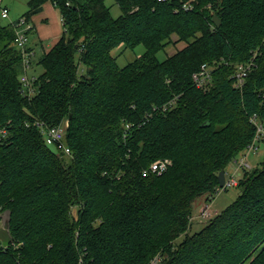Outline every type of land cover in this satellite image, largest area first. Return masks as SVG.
<instances>
[{
    "label": "trees",
    "instance_id": "1",
    "mask_svg": "<svg viewBox=\"0 0 264 264\" xmlns=\"http://www.w3.org/2000/svg\"><path fill=\"white\" fill-rule=\"evenodd\" d=\"M190 1L115 0V19L105 0H30L28 23L52 3L64 28L32 95L17 27H0V216L12 213L0 264H264V161L190 234L195 202L220 193L219 174L257 136L253 117L264 123V0L183 10ZM177 42L186 46L160 61ZM140 45L120 68L112 51ZM252 60L236 87L237 65ZM214 64L197 88L193 75ZM64 121L71 156L44 137ZM162 159L168 171L143 176Z\"/></svg>",
    "mask_w": 264,
    "mask_h": 264
},
{
    "label": "rangeland",
    "instance_id": "2",
    "mask_svg": "<svg viewBox=\"0 0 264 264\" xmlns=\"http://www.w3.org/2000/svg\"><path fill=\"white\" fill-rule=\"evenodd\" d=\"M194 0H191L188 3H193ZM29 0H4V5H7L10 9V17L8 19L2 18V12L0 10V27L6 26L15 22L12 25H16L19 23L21 19H25V14L29 11L28 7ZM106 5L111 10V15L113 18L117 19L121 16L122 12L119 6L116 4L115 0H105ZM20 31L23 34L27 35V48L34 49L35 55L31 56V68L27 71L29 77L39 76L43 73V69L38 65L39 60L42 57V48L40 42L38 40L37 35L29 34L32 29L25 32V29L21 28ZM174 40L177 41V37H174ZM186 46L184 42H177L168 46L164 51L160 52L157 57L160 61H165L168 57L174 55L176 52L180 51ZM32 49V50H33ZM145 53V47L140 45L135 49H127L125 46H121L114 51H112V55L116 58L117 64L120 68H124L128 64L134 62L136 59L140 58ZM79 73H83V67L81 66L79 69ZM62 127H67V121H64L61 125ZM257 147L259 148L257 153H252L248 156V162L250 164L249 171L251 172L253 169L261 168V164L264 161V142H258ZM55 150L54 147H52ZM244 153V152H243ZM241 154L236 160H240L244 154ZM239 166L235 164V161L229 165L226 169L227 178L230 176H235L236 180H241L244 177V171L238 169ZM231 177V178H232ZM239 185V183H238ZM240 194V189L238 186L229 188L227 191H222L218 193L215 198L209 202H205V197L199 198L194 204L193 210V221L192 228L190 230V234H194L200 232L206 223L212 220L216 215L221 214L225 211L231 204H233ZM209 209V216H202L205 210ZM76 211V210H75ZM76 215V212H74ZM183 237H181L177 242H181Z\"/></svg>",
    "mask_w": 264,
    "mask_h": 264
},
{
    "label": "built area",
    "instance_id": "3",
    "mask_svg": "<svg viewBox=\"0 0 264 264\" xmlns=\"http://www.w3.org/2000/svg\"><path fill=\"white\" fill-rule=\"evenodd\" d=\"M159 1L163 2L166 0H159ZM192 7L193 6L191 3H187L183 5L182 9L185 11H188L192 9ZM0 10L2 12V17L4 19H7L9 16V11L7 8H4L2 6V1H0ZM16 27H17L16 43H17L18 48L24 54L23 66H24V70L26 71V74L21 78V82L23 83L24 86L28 87V90H29L28 94L32 95L33 93L32 81H31V77H29V75L27 74V71L31 68L32 53L27 48V41H28L27 35L23 34L20 31L21 28L22 29L24 28L25 32L28 33V31L32 28H31V24L28 23L25 19H21ZM256 56H257V52L254 53V57ZM254 66H255L254 60H252L251 62L247 64L237 65L236 87H239V88L243 87L248 74L250 73V71L253 69ZM213 69H215V64L210 65V66L204 65L201 71L193 75V80L195 81L197 88L202 89V90H207V88L210 86L212 82L211 74H212ZM252 122L257 127V136L254 142L243 153L244 155L241 157V159L235 160V164L239 166L238 169L243 170V171L248 170L250 167V164L248 162V156L252 153L258 152L259 148L257 147V143L264 142V123L256 116L253 117ZM66 132H67V127L58 126L54 128H46L44 130V137H45V141L47 145L52 146V147L57 146L62 151L63 154L67 156H71L70 149L63 144ZM171 166H172V161L169 159L158 160L151 165L149 170L144 171L143 176L146 177L150 175L151 173L162 175L163 173L168 171V169ZM231 177L232 176L227 178V175H226V181H225L224 187L223 188L219 187L220 192L226 191L229 188L238 186V183L240 180H236L235 176H233L232 178ZM209 215L210 213L208 209L203 212L202 216L207 217ZM0 246L2 248H7L3 246L1 241H0Z\"/></svg>",
    "mask_w": 264,
    "mask_h": 264
},
{
    "label": "crops",
    "instance_id": "4",
    "mask_svg": "<svg viewBox=\"0 0 264 264\" xmlns=\"http://www.w3.org/2000/svg\"><path fill=\"white\" fill-rule=\"evenodd\" d=\"M0 1H2V6L8 9L9 11L8 18H9L10 17L9 7L3 4L4 0H0ZM14 23L15 22L11 24ZM29 23L31 24V28H32V31L29 34L35 33L37 35L43 52L42 55L44 53L49 52L63 36L64 28H63L62 16L60 10L56 8L52 3H46L44 5L43 12L34 16ZM32 49L30 50L33 56L36 53L35 50Z\"/></svg>",
    "mask_w": 264,
    "mask_h": 264
},
{
    "label": "water",
    "instance_id": "5",
    "mask_svg": "<svg viewBox=\"0 0 264 264\" xmlns=\"http://www.w3.org/2000/svg\"><path fill=\"white\" fill-rule=\"evenodd\" d=\"M213 22L220 27L222 22L218 17L213 18ZM226 181V173L222 171L219 174V187L223 188ZM12 213L10 211H5L1 216V224H0V241L2 242L4 247H8L12 243V236L10 232L11 227V217Z\"/></svg>",
    "mask_w": 264,
    "mask_h": 264
}]
</instances>
